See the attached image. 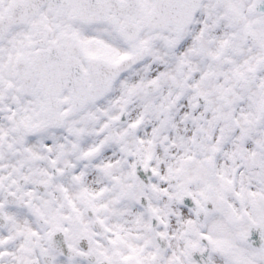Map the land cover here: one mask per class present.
Listing matches in <instances>:
<instances>
[{"label":"snow or ice","instance_id":"6c2138e0","mask_svg":"<svg viewBox=\"0 0 264 264\" xmlns=\"http://www.w3.org/2000/svg\"><path fill=\"white\" fill-rule=\"evenodd\" d=\"M0 264H264V0H0Z\"/></svg>","mask_w":264,"mask_h":264}]
</instances>
